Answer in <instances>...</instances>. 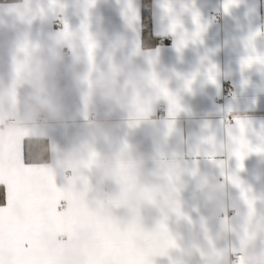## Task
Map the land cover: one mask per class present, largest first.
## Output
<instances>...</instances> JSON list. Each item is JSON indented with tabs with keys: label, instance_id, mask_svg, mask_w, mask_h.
<instances>
[{
	"label": "crops",
	"instance_id": "0c3cea01",
	"mask_svg": "<svg viewBox=\"0 0 264 264\" xmlns=\"http://www.w3.org/2000/svg\"><path fill=\"white\" fill-rule=\"evenodd\" d=\"M142 2H0V142L18 146L21 133L23 144L47 141L48 161L32 165L54 170L56 186L73 189L84 241L102 247L101 232L119 239L129 224L151 229L166 213L180 250L157 264H240L242 257L264 264V156H248L238 173L256 198L249 216L240 191L205 154L228 160L234 117L250 120L248 139L260 143L264 75L258 65L242 73L240 61L249 54L246 38L264 33V0H241L228 14L224 0H149L158 42L151 49L141 46ZM193 12L206 27L202 43L191 42ZM185 34L189 43L177 51ZM254 44L264 53V34ZM210 64L219 87L207 81ZM153 77L178 95L182 110L170 114ZM224 87L231 92L220 98ZM235 169L231 159L223 171ZM176 201L191 222L172 212ZM234 253L242 257L231 262Z\"/></svg>",
	"mask_w": 264,
	"mask_h": 264
},
{
	"label": "snow or ice",
	"instance_id": "6c2138e0",
	"mask_svg": "<svg viewBox=\"0 0 264 264\" xmlns=\"http://www.w3.org/2000/svg\"><path fill=\"white\" fill-rule=\"evenodd\" d=\"M240 2L241 0H224L225 14L239 6ZM94 5L95 0H88L89 7ZM163 7L166 11H171L170 5ZM193 22L196 31L191 42L202 43L201 37L206 27L201 23L198 12H193ZM176 27L177 24L174 23L171 29L173 35ZM262 34L264 33L257 30L246 38L245 48L249 54L240 61L242 73L258 65V70L264 75V53L257 52L254 44L256 37ZM188 43L185 34L177 44V51ZM217 74V66L210 64L207 81L219 87ZM196 75L185 79L186 91H191ZM153 83L164 90L171 104V115L182 110L178 95L168 92L166 86L161 85L155 77ZM247 84V80L242 81V86ZM227 110L231 113L232 108ZM234 122L238 134H234L231 128L228 129V160L235 159V171L225 173L223 170L228 166V160L216 161L214 153L205 154L240 191L241 199L247 205L251 216L255 212L256 198L249 195L251 189L245 187L238 173L243 170L244 160L248 156H264V124L261 125V132L257 134L260 143L253 144L247 135L252 122L240 117H234ZM23 138L24 134L21 133L18 146L15 147L5 148L0 142V264H157L158 257L168 256L171 260L170 253L180 250L175 235L168 227L169 217L166 213L151 229L136 222L129 224L119 239H111L108 232H101L106 241L102 247L82 240L78 218L83 206L70 186H56L54 170L25 161ZM212 139L206 138L205 142L211 143ZM41 172L46 173L50 184L47 194L39 187ZM171 210L178 218H186L191 222L182 212L179 201L175 202ZM245 232L247 234V229ZM172 264L176 262L172 261ZM240 264H245L243 257Z\"/></svg>",
	"mask_w": 264,
	"mask_h": 264
},
{
	"label": "trees",
	"instance_id": "16d2710c",
	"mask_svg": "<svg viewBox=\"0 0 264 264\" xmlns=\"http://www.w3.org/2000/svg\"><path fill=\"white\" fill-rule=\"evenodd\" d=\"M20 0H0L4 3H15ZM141 46L151 49L157 46V39L151 31V13L149 0H143L141 7ZM24 159L29 164H44L48 161V144L43 139H26L23 144Z\"/></svg>",
	"mask_w": 264,
	"mask_h": 264
},
{
	"label": "built area",
	"instance_id": "2783aa9c",
	"mask_svg": "<svg viewBox=\"0 0 264 264\" xmlns=\"http://www.w3.org/2000/svg\"><path fill=\"white\" fill-rule=\"evenodd\" d=\"M230 92H231V89H229L228 87H224V88H223L222 95H221L220 98H225V97H227V96L230 94ZM13 122H14V121L9 120V121H7L6 123H7V124H13ZM231 212H232V211H229L228 215L232 214ZM241 257H242L241 254H239V253H238V254L234 253V254L231 255L230 261H231V262H235V261H237L238 259H240Z\"/></svg>",
	"mask_w": 264,
	"mask_h": 264
}]
</instances>
